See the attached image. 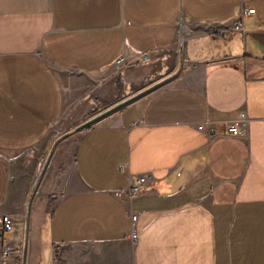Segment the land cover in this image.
<instances>
[{
  "label": "crops",
  "instance_id": "obj_1",
  "mask_svg": "<svg viewBox=\"0 0 264 264\" xmlns=\"http://www.w3.org/2000/svg\"><path fill=\"white\" fill-rule=\"evenodd\" d=\"M249 7L244 31L231 30ZM136 54L146 61L117 86L154 62L167 66L156 80L169 79L85 127L31 199L41 151L30 149L81 99L58 70ZM240 109L246 138L199 129ZM141 172L152 179L130 192ZM1 212L16 219L4 232L16 248L27 217L25 264H264V0H0Z\"/></svg>",
  "mask_w": 264,
  "mask_h": 264
},
{
  "label": "rangeland",
  "instance_id": "obj_2",
  "mask_svg": "<svg viewBox=\"0 0 264 264\" xmlns=\"http://www.w3.org/2000/svg\"><path fill=\"white\" fill-rule=\"evenodd\" d=\"M185 25L186 20L180 19L178 26V48L183 47L182 43L186 35ZM130 53L131 52L129 51V54ZM134 59L143 62L146 61L140 54H136L128 56L127 60L125 58V63L120 67H117L115 63H112L107 68H103L95 73L88 72L78 74L76 72L58 70L59 77L62 78V83L68 91L69 98H71V95L77 94V96H79V98L81 97V99L76 104L68 106L64 110L58 123L55 127L50 129L51 131L46 134L42 142L40 141L36 147L30 149V152L32 153L41 151L40 164L36 173L29 181L28 193L31 199L35 197L37 187L40 185L42 178L49 168H56V165L60 163L62 164L63 161H66L67 163L69 162L71 157L70 153L72 152L73 146L76 144L75 141L78 135L83 131L81 129H76L77 125L82 124L85 120H88L92 116H96L103 110L110 108H106V106H108L109 103H113L116 98H120L124 93L134 92L133 94H135V91H139L136 90L139 85L144 84L145 88L143 87L141 89H146L155 82L161 85L169 79L161 78L159 81L156 80L160 76V72H164L167 66H165L166 64L160 66L161 64L154 62L150 63L151 66H148L150 70L145 79L140 78V76H137L136 74L135 82L128 84L126 88L117 86L115 83L119 73H121V71L124 70L129 63H133L132 61H134ZM170 65H172L171 60L168 66ZM137 78H140L141 80ZM114 84L116 87H114ZM85 93L87 94L84 97L83 94ZM96 99L97 101H95Z\"/></svg>",
  "mask_w": 264,
  "mask_h": 264
},
{
  "label": "built area",
  "instance_id": "obj_3",
  "mask_svg": "<svg viewBox=\"0 0 264 264\" xmlns=\"http://www.w3.org/2000/svg\"><path fill=\"white\" fill-rule=\"evenodd\" d=\"M255 10L254 7H249V9H241L237 12L235 16L234 24L230 25V29L233 31L241 30L244 31L243 23H244V15H249V13ZM125 58L121 55L116 57L114 63L117 67H120L125 62ZM246 109H240L237 115H234L232 118L227 119V121L223 122L221 128L215 126L217 121H207L201 122L199 125V129L208 128L210 132V136L215 137V135L223 134V135H234L237 138H246L248 135V127H249V117ZM152 179L151 175L147 172H141L135 175L132 178L131 183L129 184V191L134 192L135 194H139L143 192L146 183ZM130 218L132 220L131 223V235L130 237L133 239H137L138 233L133 229L134 224L137 222V214L134 211L130 212ZM19 222L22 224V239L19 242V245L16 247L7 245L4 240V232L11 231L17 226L16 219L12 214L0 213V264H22L21 258L23 257V253L26 251V244L29 239L28 235V226L27 217L24 214L22 218L19 219ZM18 249V253L14 255L15 251Z\"/></svg>",
  "mask_w": 264,
  "mask_h": 264
},
{
  "label": "water",
  "instance_id": "obj_4",
  "mask_svg": "<svg viewBox=\"0 0 264 264\" xmlns=\"http://www.w3.org/2000/svg\"><path fill=\"white\" fill-rule=\"evenodd\" d=\"M156 87H159V83L155 82L153 83L152 85L148 86V88L146 89H141L139 90L138 92H135V94H133L132 96H128L124 99H122L121 102H117L116 104L110 106V108L108 109H105L103 110L102 112L98 113L96 116H92L91 118H89L88 120H85L82 124H79L77 125L76 129H81L83 130L85 127H87L88 125H90L91 123H94L95 121H97V119L101 118L102 116H104V114H108L110 111L116 109V108H120L122 107L124 104L130 102V101H133L135 100V98L141 96V95H145L146 93H148V91L156 88ZM26 252V251H25ZM24 258H25V253H23V264H25V261H24Z\"/></svg>",
  "mask_w": 264,
  "mask_h": 264
},
{
  "label": "bare ground",
  "instance_id": "obj_5",
  "mask_svg": "<svg viewBox=\"0 0 264 264\" xmlns=\"http://www.w3.org/2000/svg\"><path fill=\"white\" fill-rule=\"evenodd\" d=\"M123 58H125V56L124 55H121Z\"/></svg>",
  "mask_w": 264,
  "mask_h": 264
}]
</instances>
